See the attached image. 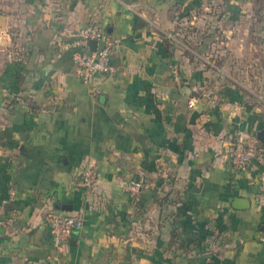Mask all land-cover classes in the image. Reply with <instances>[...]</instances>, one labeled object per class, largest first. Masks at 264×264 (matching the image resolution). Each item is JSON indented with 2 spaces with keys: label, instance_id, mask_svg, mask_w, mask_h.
Here are the masks:
<instances>
[{
  "label": "crops",
  "instance_id": "crops-1",
  "mask_svg": "<svg viewBox=\"0 0 264 264\" xmlns=\"http://www.w3.org/2000/svg\"><path fill=\"white\" fill-rule=\"evenodd\" d=\"M262 5L0 0V264H264V92L212 55L250 52V36L264 52ZM92 23L120 41L112 74L84 81L61 32ZM249 136L261 152L237 172ZM87 164L91 193L75 185ZM130 181L148 188L130 196ZM48 210L82 219L61 248Z\"/></svg>",
  "mask_w": 264,
  "mask_h": 264
},
{
  "label": "built area",
  "instance_id": "built-area-1",
  "mask_svg": "<svg viewBox=\"0 0 264 264\" xmlns=\"http://www.w3.org/2000/svg\"><path fill=\"white\" fill-rule=\"evenodd\" d=\"M61 36L69 38L66 46L72 50V62L76 67V74L86 81L91 76L111 75L113 68L110 64L112 49L119 44L120 39L111 38L105 34L97 23L84 26L74 32L63 31ZM94 40L103 43L100 50L91 51L88 49V41ZM175 78L178 77L177 68L172 70ZM261 152L260 144L255 136L237 138L228 158L229 165L237 172L247 170ZM159 177L164 183L169 182V173L162 170ZM98 178V170L94 164H87L81 168L75 176V185L83 192H93ZM262 187H264V173L260 177ZM148 188L140 181H130L124 183L122 189L130 196H137L141 191ZM44 222L49 228L52 243L54 246L63 247L73 230L82 227L83 222L78 215L62 213L56 210H48L44 214ZM260 239L264 241V224L262 226Z\"/></svg>",
  "mask_w": 264,
  "mask_h": 264
},
{
  "label": "rangeland",
  "instance_id": "rangeland-1",
  "mask_svg": "<svg viewBox=\"0 0 264 264\" xmlns=\"http://www.w3.org/2000/svg\"><path fill=\"white\" fill-rule=\"evenodd\" d=\"M249 1L251 7L248 11L250 13L259 12V8L264 4V0ZM259 43L260 39L258 36H250L248 43L252 49L250 52H236L226 54L224 57L218 54H212L213 58L214 56L218 59L221 58L217 60L218 67H222V70L227 75L239 83L237 87L242 92H245L243 90L244 88L254 94L264 92V52H261L258 48Z\"/></svg>",
  "mask_w": 264,
  "mask_h": 264
},
{
  "label": "water",
  "instance_id": "water-1",
  "mask_svg": "<svg viewBox=\"0 0 264 264\" xmlns=\"http://www.w3.org/2000/svg\"><path fill=\"white\" fill-rule=\"evenodd\" d=\"M102 48H103V43L102 42H97V41H94V40H89L88 41V49L89 50L94 51V50H100ZM257 138L260 141H264V132L263 131L259 132L257 134ZM235 203H242L244 205L245 204V200L236 199ZM59 208L61 210H63V211H68V210L71 209V206L68 205V204H62Z\"/></svg>",
  "mask_w": 264,
  "mask_h": 264
}]
</instances>
